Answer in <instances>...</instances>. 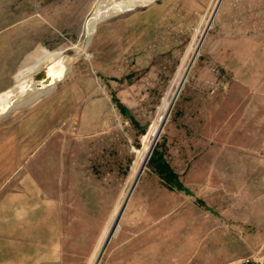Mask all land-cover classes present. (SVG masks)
<instances>
[{
    "label": "rangeland",
    "instance_id": "1",
    "mask_svg": "<svg viewBox=\"0 0 264 264\" xmlns=\"http://www.w3.org/2000/svg\"><path fill=\"white\" fill-rule=\"evenodd\" d=\"M263 229L264 0H0V264H241Z\"/></svg>",
    "mask_w": 264,
    "mask_h": 264
},
{
    "label": "trees",
    "instance_id": "2",
    "mask_svg": "<svg viewBox=\"0 0 264 264\" xmlns=\"http://www.w3.org/2000/svg\"><path fill=\"white\" fill-rule=\"evenodd\" d=\"M120 108L123 110V112L128 111V109L123 104H120ZM150 164L154 166L157 173L170 188L189 191V189L186 188L184 183L179 179L178 174L173 170L169 162L166 160L164 153L157 147L154 149L151 155Z\"/></svg>",
    "mask_w": 264,
    "mask_h": 264
},
{
    "label": "water",
    "instance_id": "3",
    "mask_svg": "<svg viewBox=\"0 0 264 264\" xmlns=\"http://www.w3.org/2000/svg\"><path fill=\"white\" fill-rule=\"evenodd\" d=\"M153 1H154V0H153ZM151 2H152V1H151ZM134 6H136V5H133L132 7H134ZM129 8H130V7H129ZM90 38H91V37H90ZM88 41H90V39H88ZM41 76H42V75H41ZM41 76H40V75L37 76V79H40ZM50 87H51V85H49L47 88H45V89L42 90L41 92H38L35 96H33L32 98H30L29 100L22 101V102H20V103H19V102L16 103L17 105L15 104L14 108H16V107L26 106V105H29V104L35 102L38 98L42 97V96L45 95L47 92H49ZM11 107H12V106H11ZM11 107H10V108H11ZM10 111H11V109H10ZM8 113H9L8 110L5 111L3 114H1V117L7 115ZM152 151H153V148H151V151H150L149 156L151 155Z\"/></svg>",
    "mask_w": 264,
    "mask_h": 264
},
{
    "label": "built area",
    "instance_id": "4",
    "mask_svg": "<svg viewBox=\"0 0 264 264\" xmlns=\"http://www.w3.org/2000/svg\"><path fill=\"white\" fill-rule=\"evenodd\" d=\"M241 264H264V257L249 255L241 260Z\"/></svg>",
    "mask_w": 264,
    "mask_h": 264
},
{
    "label": "bare ground",
    "instance_id": "5",
    "mask_svg": "<svg viewBox=\"0 0 264 264\" xmlns=\"http://www.w3.org/2000/svg\"><path fill=\"white\" fill-rule=\"evenodd\" d=\"M90 29V28H89ZM71 65V64H70ZM65 68V67H64ZM64 68H63V70L62 71H59V72H57V73H55L51 78H52V80L51 81H56V80H58L59 79V77H61V75H62V72H64ZM49 84V83H48Z\"/></svg>",
    "mask_w": 264,
    "mask_h": 264
},
{
    "label": "crops",
    "instance_id": "6",
    "mask_svg": "<svg viewBox=\"0 0 264 264\" xmlns=\"http://www.w3.org/2000/svg\"><path fill=\"white\" fill-rule=\"evenodd\" d=\"M262 239H263V244H262V248L264 249V229H263V231H262ZM256 257V256H255ZM263 257H264V255H263Z\"/></svg>",
    "mask_w": 264,
    "mask_h": 264
}]
</instances>
